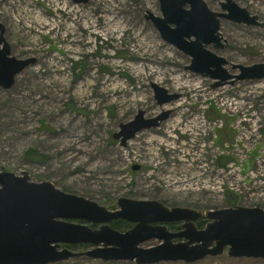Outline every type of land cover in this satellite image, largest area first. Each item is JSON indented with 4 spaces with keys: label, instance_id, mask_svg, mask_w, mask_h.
<instances>
[{
    "label": "rangeland",
    "instance_id": "obj_1",
    "mask_svg": "<svg viewBox=\"0 0 264 264\" xmlns=\"http://www.w3.org/2000/svg\"><path fill=\"white\" fill-rule=\"evenodd\" d=\"M205 1L222 10L223 0ZM235 1L264 23V0ZM147 10L162 15L159 0H0L12 55L37 57L13 87L0 86V171H27L32 181L50 180L111 210L120 197L203 211L233 203L264 208V78L214 88V80L186 69L191 57L161 37ZM221 32L227 46L209 48L229 61L230 73L233 63L264 62V26L222 19ZM153 82L181 97L159 105ZM139 109L171 114L122 146L113 133ZM189 264L264 259L225 252Z\"/></svg>",
    "mask_w": 264,
    "mask_h": 264
},
{
    "label": "water",
    "instance_id": "obj_2",
    "mask_svg": "<svg viewBox=\"0 0 264 264\" xmlns=\"http://www.w3.org/2000/svg\"><path fill=\"white\" fill-rule=\"evenodd\" d=\"M87 3L89 0H72ZM162 15L147 10L145 19L168 43L191 57L187 70L214 80L213 87L243 80L264 78V62L232 64L211 50L222 49L228 42L221 32L222 19L246 25L264 26L259 16L235 0H223L221 11L212 10L205 0H159ZM6 26L0 21V86L13 87L16 77L37 57L12 55L5 37ZM159 105L181 97L152 83ZM171 110L146 118L139 109L133 119L121 123L113 138L122 146L144 129L160 126ZM139 165H133L136 170ZM111 210L83 195L62 190L50 180L32 181L29 173L0 171V264H50L77 257L102 261H134L137 264L161 262L194 263L208 256L227 252L230 257L264 259V208L233 203L231 206L199 210L186 206H168L157 199L118 198ZM206 218L204 228L195 220ZM98 227H91L87 223ZM115 220L133 224L125 231L112 227ZM182 221L179 231H171L169 222ZM182 238L180 241H174ZM158 243L144 247L149 240ZM69 245H90L75 250Z\"/></svg>",
    "mask_w": 264,
    "mask_h": 264
},
{
    "label": "flooded vegetation",
    "instance_id": "obj_3",
    "mask_svg": "<svg viewBox=\"0 0 264 264\" xmlns=\"http://www.w3.org/2000/svg\"><path fill=\"white\" fill-rule=\"evenodd\" d=\"M222 2V1H221ZM137 114V113H136ZM135 114V115H136ZM171 114V113H170ZM154 116H156V115H148L147 114V112L145 111V117L146 118H150V117H154ZM170 116V115H169ZM135 117V116H134ZM133 117V118H134ZM132 118V119H133ZM168 119V118H167ZM166 119V120H167ZM166 120H164V121H161V123H165V121ZM160 123V124H161ZM159 127V126H158ZM157 127H155V128H150V129H144L143 131H140V132H138L137 134H136V136H134L132 139H130V140H134L137 136H138V134L139 133H142V132H146V131H151V130H153V129H156ZM129 140V141H130ZM119 141V140H118ZM128 141V142H129ZM133 165H139V168L138 169H136V170H134L133 169ZM132 165V169H133V171H139V170H141L142 168H143V165H140V164H133ZM208 222V220L206 219V218H204V217H202V218H198V219H196L195 220V223H196V225H197V227L198 228H204L205 227V225H206V223ZM130 223V222H129ZM167 225H168V228L171 230V231H179V230H181V227H182V221H180V222H169V223H167ZM133 226V224L131 225V226H129V227H127L126 229H124V231L125 230H127V229H129V228H131ZM180 240H182V238H176V239H174V241H180ZM157 243H158V241H157ZM63 246H65V245H63Z\"/></svg>",
    "mask_w": 264,
    "mask_h": 264
},
{
    "label": "trees",
    "instance_id": "obj_4",
    "mask_svg": "<svg viewBox=\"0 0 264 264\" xmlns=\"http://www.w3.org/2000/svg\"><path fill=\"white\" fill-rule=\"evenodd\" d=\"M112 227L116 229H124L130 226V223L124 220H115L112 222ZM65 246H69L72 249L79 250L80 248L82 249L83 247H86L87 245H69L65 244ZM82 259H87V260H92V258L89 257H77V258H72V260H82Z\"/></svg>",
    "mask_w": 264,
    "mask_h": 264
},
{
    "label": "built area",
    "instance_id": "obj_5",
    "mask_svg": "<svg viewBox=\"0 0 264 264\" xmlns=\"http://www.w3.org/2000/svg\"><path fill=\"white\" fill-rule=\"evenodd\" d=\"M191 134H192V133H191ZM190 138H192V137H190ZM193 138H195V137L193 136ZM199 149H200V148H198L197 151H198ZM132 160H135L136 162H133ZM132 160H130L131 164H134V163H137V162L142 163L141 160H140L139 158H134V159H132ZM199 171H200V170H199Z\"/></svg>",
    "mask_w": 264,
    "mask_h": 264
}]
</instances>
